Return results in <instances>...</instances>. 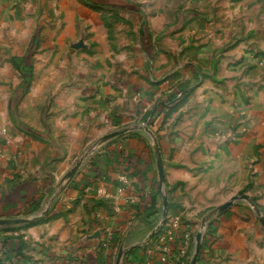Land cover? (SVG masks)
I'll use <instances>...</instances> for the list:
<instances>
[{
  "label": "crops",
  "instance_id": "obj_1",
  "mask_svg": "<svg viewBox=\"0 0 264 264\" xmlns=\"http://www.w3.org/2000/svg\"><path fill=\"white\" fill-rule=\"evenodd\" d=\"M142 3L0 0L6 39L29 41L37 31L41 40L37 95L0 118V219L39 214L55 198L48 219L0 227V264H116L122 246L121 264H190L204 222L196 264H264V227L251 206L214 214L247 196L264 215V46L249 65L221 57L217 71L231 67L230 75L192 89L188 62L171 65L172 50L158 54L140 33ZM12 46L7 57L25 55ZM135 121L149 122L164 161L159 230V170L143 130L97 148L59 194L92 145Z\"/></svg>",
  "mask_w": 264,
  "mask_h": 264
},
{
  "label": "rangeland",
  "instance_id": "obj_2",
  "mask_svg": "<svg viewBox=\"0 0 264 264\" xmlns=\"http://www.w3.org/2000/svg\"><path fill=\"white\" fill-rule=\"evenodd\" d=\"M250 2L251 0H143L142 4L146 5H142V16L137 20L136 26L142 36L146 34L150 38L153 51L164 56L169 53L167 50H172V57H169L171 65H180L184 60L188 62L187 67H191L188 85L193 89L205 78L214 82V74L218 77L230 75L231 67L225 73L217 71L221 57L234 67L241 60L247 62L246 65L261 60L260 51L264 46V7L252 9ZM244 4L247 7L239 9ZM255 4L260 7L264 5V0H255ZM2 34L0 33V118L7 112L16 113L22 97L37 95L33 94L32 82L38 78L36 72L41 60L38 55L41 40L37 31L29 41H11ZM144 41L142 40V46L146 48L148 46ZM12 44L18 49H26L25 55L7 57L6 52L10 53L14 48ZM5 65H11L14 72L6 71ZM244 72L245 69H242V73ZM7 80H12V88L4 87ZM11 91L13 96L8 105L6 94ZM187 94L179 95L180 99ZM180 99L173 102L168 110H175ZM140 124L138 126L148 127L146 123ZM150 141L152 142V138ZM4 228L19 230L21 227Z\"/></svg>",
  "mask_w": 264,
  "mask_h": 264
},
{
  "label": "water",
  "instance_id": "obj_3",
  "mask_svg": "<svg viewBox=\"0 0 264 264\" xmlns=\"http://www.w3.org/2000/svg\"><path fill=\"white\" fill-rule=\"evenodd\" d=\"M138 130H143L151 136L152 144H153V150H154V154H155V157L157 160V166H158V170H159V183H160V186L162 189L161 193H162V197H163L162 222L158 226V229H157V230H159L161 225L165 222V220L167 218V211H168L167 196L164 192L165 181H166L165 168H164V161H163V157H162V153H161V149H160V146L158 144V141L155 138V136L153 135L152 131L146 126H132V127L124 128V129L112 132V133L104 136L103 138H101L99 140V142L95 145V147L92 149H89L75 163L73 168L67 173V175L65 176V178L63 179V181L60 185L59 194H61L62 192H64L66 190V188L73 181V179L75 178V176L77 175V173L79 172V170L81 169L83 164L85 163V161L88 159V157L97 148H99L100 146L106 144L107 142H109L111 140L122 137V136L128 134L129 132L138 131ZM54 200H55V198H53L49 202L47 208L45 210H43L42 212H40L39 214L30 216L27 218L0 219V227H16V226L32 225V224L38 223V222L44 220L48 216L51 204L53 203ZM239 201L247 202L253 208L254 213L256 214L257 218L259 219V221L261 222V224L264 227V215H263L262 211L260 210L259 206L254 201H252L250 198H248L247 196H238V197L233 198L231 201L227 202L226 204H224L223 206H221L217 210H215L214 214H221V213L225 212L234 203L239 202ZM205 228H206V222L203 223L201 230L196 235L194 255L192 257L190 264H196V261H197V258H198V255H199V252L201 249L202 238L204 235ZM157 230H155L153 233H151V235L149 236L148 239H150V237H152L157 232ZM125 252H126V250L122 246L118 252L116 264H121Z\"/></svg>",
  "mask_w": 264,
  "mask_h": 264
},
{
  "label": "trees",
  "instance_id": "obj_4",
  "mask_svg": "<svg viewBox=\"0 0 264 264\" xmlns=\"http://www.w3.org/2000/svg\"><path fill=\"white\" fill-rule=\"evenodd\" d=\"M182 92V95H186L188 92H186L185 90L184 91H181ZM180 104H178L175 108H177L178 106H179ZM46 219H48V218H46ZM45 219V220H46ZM4 230H11V228L9 229V228H4Z\"/></svg>",
  "mask_w": 264,
  "mask_h": 264
},
{
  "label": "built area",
  "instance_id": "obj_5",
  "mask_svg": "<svg viewBox=\"0 0 264 264\" xmlns=\"http://www.w3.org/2000/svg\"><path fill=\"white\" fill-rule=\"evenodd\" d=\"M123 180L126 182V179L125 178H123Z\"/></svg>",
  "mask_w": 264,
  "mask_h": 264
}]
</instances>
